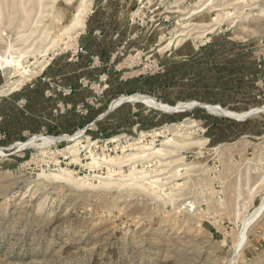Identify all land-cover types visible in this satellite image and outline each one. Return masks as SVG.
Listing matches in <instances>:
<instances>
[{
    "label": "rangeland",
    "instance_id": "rangeland-1",
    "mask_svg": "<svg viewBox=\"0 0 264 264\" xmlns=\"http://www.w3.org/2000/svg\"><path fill=\"white\" fill-rule=\"evenodd\" d=\"M113 55L148 86L116 100L182 109L129 104L158 122L129 113L106 133L0 126V264H264V122L247 155L222 137L264 111L246 107L264 82V0H0V58L20 61H0V124L36 82L52 98L85 56L83 83L102 95L95 69ZM40 136L63 139L21 149Z\"/></svg>",
    "mask_w": 264,
    "mask_h": 264
},
{
    "label": "crops",
    "instance_id": "crops-1",
    "mask_svg": "<svg viewBox=\"0 0 264 264\" xmlns=\"http://www.w3.org/2000/svg\"><path fill=\"white\" fill-rule=\"evenodd\" d=\"M119 37L122 39L123 35H119ZM123 38H129L130 40L133 36H124ZM89 40L91 44L92 42L100 41L97 37H90ZM86 59L87 56L83 57L78 65L63 69L62 77H57L54 81L56 86L60 87L62 91L61 89H55L52 98H48L45 95V91L48 89L47 83L36 82L33 90L32 88L30 90L26 88L25 91L27 92L23 94L24 97L17 100L22 106H18L15 109L11 108L7 112L6 118L5 116L3 117L4 122L0 124L2 130L6 131L10 137H21L42 129L53 133L58 130L65 131L80 129L81 127H85L84 129L87 128V130L96 128L106 133L116 129L121 121L127 119L125 115L129 113L130 115L132 114L133 119L129 117L128 120L133 123L141 116L144 118L142 122L146 120V122L151 123L158 122L154 115H148L139 105H129L138 104L139 102H126L120 104L115 109H111V104L116 100L115 97H117L119 92L126 93L127 91L136 89L142 90L144 87H148L145 83L147 78L137 77L135 79L129 76L124 77L123 75L133 73L132 68L128 64L127 66L123 65V67L121 64L123 58L119 55H113L110 61L105 60L107 63L101 64L95 69L97 70L96 74L101 75L100 73L103 72V74L108 75L107 83L99 84V86H103L104 93L97 96V91L89 88L86 83H83V80H92L91 76L88 78L85 76L87 74L84 70ZM109 69H112V71H109ZM113 69L115 71L118 70L119 73L113 74L115 72ZM65 89L69 90L64 93L63 90ZM173 89L160 90L161 94L159 95L169 97ZM251 94L250 103L246 107L261 105L260 108H262L264 106V82L262 84L257 83L256 88L252 90ZM98 99L99 104L94 102ZM241 111L244 113V105H242ZM260 112L264 111L253 112L252 115L247 116L245 119L247 120ZM245 119L238 120L240 123L236 124V126L232 125L229 129L223 130L225 133H222V137L226 139L223 142L227 143L226 146L236 147L237 144L245 142V146L239 148V150L242 151V154L247 155L251 148L257 145L258 139L263 138V135L260 133L261 130L251 129V126L256 122H264V115L254 117L252 121H246ZM236 150H238V147H236ZM246 166L245 174L247 173V175L245 177L250 178V173L254 174L250 170L251 163ZM262 179L260 178L253 184H249L250 182H248L245 186L249 187L250 192H252L261 184Z\"/></svg>",
    "mask_w": 264,
    "mask_h": 264
},
{
    "label": "bare ground",
    "instance_id": "bare-ground-1",
    "mask_svg": "<svg viewBox=\"0 0 264 264\" xmlns=\"http://www.w3.org/2000/svg\"><path fill=\"white\" fill-rule=\"evenodd\" d=\"M12 60V56L10 57H5V58H0V61H3L4 64L8 65L9 63L12 64L14 63L15 65L14 66H20V61L17 59V60H14L12 62H9ZM124 102H141V103H144L148 106H151V107H155V108H158L160 110H163V111H166V112H174V111H178L180 109H182V105H179V106H176V107H170L168 105H164V104H161V103H158L154 98L152 97H149V96H145V95H142V94H136V95H132V96H123L117 100H115L112 105H111V109H115L117 106H119L120 104L124 103ZM209 109H212L213 107L211 106H207ZM214 109V108H213ZM227 114H230V115H234V116H239L237 114H234V113H227ZM83 135V131L79 132L77 134V136L75 137H71V138H65L66 140L68 141H78V139H80ZM63 138H47V137H37L33 140H31L28 144H25V145H21V149H23L26 145H33L35 144L36 145V141L38 140H41L42 141V145H52L54 143H56L57 141H60L62 140ZM40 144V145H41ZM38 145V144H37ZM40 148V147H39Z\"/></svg>",
    "mask_w": 264,
    "mask_h": 264
},
{
    "label": "water",
    "instance_id": "water-1",
    "mask_svg": "<svg viewBox=\"0 0 264 264\" xmlns=\"http://www.w3.org/2000/svg\"><path fill=\"white\" fill-rule=\"evenodd\" d=\"M253 113H250L248 116H250V115H252ZM87 130V128L86 129H84V132Z\"/></svg>",
    "mask_w": 264,
    "mask_h": 264
}]
</instances>
